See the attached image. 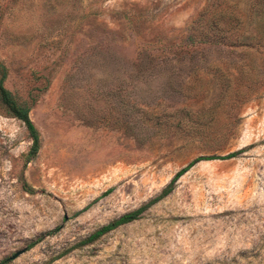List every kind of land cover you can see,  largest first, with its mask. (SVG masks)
I'll return each mask as SVG.
<instances>
[{
    "label": "rangeland",
    "instance_id": "obj_1",
    "mask_svg": "<svg viewBox=\"0 0 264 264\" xmlns=\"http://www.w3.org/2000/svg\"><path fill=\"white\" fill-rule=\"evenodd\" d=\"M0 61V261L264 264V0H0Z\"/></svg>",
    "mask_w": 264,
    "mask_h": 264
},
{
    "label": "trees",
    "instance_id": "obj_2",
    "mask_svg": "<svg viewBox=\"0 0 264 264\" xmlns=\"http://www.w3.org/2000/svg\"><path fill=\"white\" fill-rule=\"evenodd\" d=\"M6 76H7V68L4 65V63L0 61V102L12 117L18 119L24 124L28 136L31 139V146L26 156L27 159H31L37 154L40 147L39 133L36 127L34 126L33 122L29 118L30 106L25 102H19L15 98V96L4 86V81L6 79ZM239 153L240 151L231 152L223 157L210 158V159L227 160L236 157ZM206 159L208 158L198 157L192 160L191 162H189L186 166H184L174 174L170 182L160 191V194L158 196L143 203L138 208L132 211H128L120 215L119 217L113 219L112 221L108 222L107 224L101 226L100 228L95 230L92 234H90L86 239L81 241V245L91 244L96 240H98L99 238H101L102 236L110 233L111 231L138 220L142 216V214L146 212L149 208H151L153 205L158 203L160 200L169 196L174 191L176 182L192 166ZM28 190L31 189H27V191ZM8 262L9 259H3L0 261V264H8Z\"/></svg>",
    "mask_w": 264,
    "mask_h": 264
},
{
    "label": "water",
    "instance_id": "obj_3",
    "mask_svg": "<svg viewBox=\"0 0 264 264\" xmlns=\"http://www.w3.org/2000/svg\"><path fill=\"white\" fill-rule=\"evenodd\" d=\"M23 251H19L17 253H15L12 257H10V260L15 259L16 257H18Z\"/></svg>",
    "mask_w": 264,
    "mask_h": 264
}]
</instances>
